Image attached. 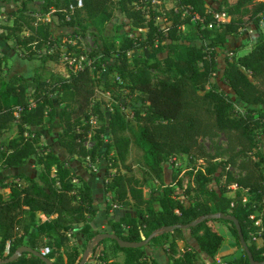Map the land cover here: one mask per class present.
<instances>
[{
  "label": "trees",
  "instance_id": "16d2710c",
  "mask_svg": "<svg viewBox=\"0 0 264 264\" xmlns=\"http://www.w3.org/2000/svg\"><path fill=\"white\" fill-rule=\"evenodd\" d=\"M11 1L17 7L11 12V23H0V39L14 41L28 58L40 53L43 46L54 45L51 22L41 18L52 10L60 26L72 28L73 34L78 33L77 26L83 31L85 23L100 31L95 32L96 48L88 54L94 58L90 65L69 69L67 74H39L33 78L30 94L25 76L2 74L0 57V137L9 134L0 142V166L21 167L33 155L41 166L37 178L17 173L0 180V190H4L0 191V261L18 247L28 246L39 252L49 248L45 256L53 264L79 263L84 250L101 233L90 225L96 215L90 176L71 164L76 159L86 162V157L91 161L104 158L103 193H112L113 200L121 205L131 202L135 207L145 206L136 214L126 211L118 220H108L109 233L119 239L139 242L163 226L185 225L207 214L222 213L238 220L253 260L263 261L264 0H218L212 10H208L206 0H175L171 8L161 6L166 21L163 27L156 23L155 7L151 8L152 1L162 0H83L69 21L65 14L74 0ZM36 1L41 4L34 7ZM189 7L191 14H184ZM114 8L125 16L132 30H145L144 37L118 33L123 24L117 25L113 34H106ZM216 13H225L229 20L217 22ZM194 14L203 22L193 21ZM192 22L202 28L199 43L181 37L182 27ZM210 22L212 28H208ZM245 46L249 51L237 54ZM136 49H142L143 57L130 59L128 53ZM218 49L232 54L224 57L222 77L241 111L216 84H210L218 71ZM58 58L56 50L40 56V61L45 65L57 63ZM104 69L107 92L113 93L117 86L130 96L138 95L139 104H121L138 125L134 142L143 152L149 174L161 178L163 163L173 155H185L194 163L185 174V185L181 179L177 181L189 204L179 198L172 185L164 186L159 195L144 197L147 178L129 173L127 163L132 142L129 118L118 106L109 111L95 99ZM109 73L115 76L114 82L109 81ZM45 125L47 132L58 129L56 142L66 158L51 149L39 155ZM219 136L224 139V148L217 142ZM88 139L95 141L91 148L86 146ZM204 140L210 142L213 151L207 149ZM101 148L105 153L99 155ZM220 177L223 183L217 189L209 187ZM232 186L245 194L237 191L234 197L229 196ZM150 200H155L159 208L149 207ZM215 220L205 219L186 229L198 249L179 251L177 240L183 229L177 228L154 236L138 248L120 247L113 239H103L92 247L85 264H195L199 253L213 258L222 244ZM78 224L82 226L75 229ZM257 238L262 240L260 246ZM105 241L111 242L114 253L122 254L121 261L106 256ZM161 244L167 247V258L149 254L151 245ZM0 264L46 263L34 253L25 252ZM215 264L250 262L243 252Z\"/></svg>",
  "mask_w": 264,
  "mask_h": 264
},
{
  "label": "rangeland",
  "instance_id": "374dc122",
  "mask_svg": "<svg viewBox=\"0 0 264 264\" xmlns=\"http://www.w3.org/2000/svg\"><path fill=\"white\" fill-rule=\"evenodd\" d=\"M229 3H234L236 0H227ZM255 1H262V0H255ZM151 8L155 7L154 10L158 12V15L156 17V23L159 27L166 26V21L163 17V11L161 9V6L163 8H171L175 5V0H162L161 2L153 3ZM218 3V0H206L207 8L208 10H212ZM41 4V2L36 1L33 5L34 7H37ZM157 6V7H156ZM17 7V3L11 0L2 1L0 0V23L6 24L11 23L12 17L11 12L15 10ZM115 15L113 19L108 23L107 29L105 31L106 34H113L115 31V27L117 25L123 24L124 27H120V29L117 31L118 33H124L127 36H141L144 37L145 30H132L130 24L128 23V20L125 18V16L120 13L116 8ZM43 21H50L51 22V28H52V37L55 40L54 45L52 46H43L41 48L40 53L35 55L34 57L28 58L24 56V52L22 49L18 48L15 45V42L12 40H2L0 39V57L3 60V72L5 73H17L20 75H23L27 78L29 82V88L28 93L30 94L34 87V81L33 78H35L39 74H43L45 76H49L50 72L60 73V74H67L70 65L67 63V58H74L76 54H84L88 56L89 53L92 52L94 48H96V30L100 31L97 27L93 26L90 23H85V29L82 31L77 26L76 29H78V33L73 34L72 28H66L60 26V20L58 19V16L53 12V10L41 17ZM121 26V25H120ZM201 27L198 28L195 22H192L189 26H183L181 29V37L185 40H193L195 43H199L201 41ZM262 33L264 35V24L261 26ZM135 31V32H134ZM248 34H252L248 31ZM68 44H70V47H68ZM250 49L249 46L242 47L237 54H244L248 52ZM56 50H59V58L57 63L54 62H47L45 65L41 64L40 56L44 55L47 52H56ZM81 52H77V51ZM231 53L225 52L223 49H218V71L215 75L211 77L210 84H216L217 87L224 92L230 99L234 101L236 110L241 111L242 108L238 101H236L235 96L233 92L230 90V88L225 83L223 77H222V70L224 67V57L227 55L228 57H231ZM144 55L142 49H136L134 51H130L128 53V56L130 59L132 58H142ZM164 54H160V56H163ZM89 57V56H88ZM90 58V57H89ZM94 58H91V62ZM107 75V71L104 69L99 77L101 78V82L99 86L96 89L95 99L103 106L106 104H112V106H118L121 110H125L124 112L127 115L128 120L131 124V131H128V134L131 136L132 142L130 145V153L127 159L128 166L130 168L129 173L134 174L138 178H147V182L143 188V194L145 198H149V196H156L161 194L162 189L166 185H172L176 192L180 195L179 198L184 201L185 204H189V201L187 200V197H183L182 189L178 187V180H182L183 186L186 182V172L194 166V163L191 162L185 155H180L178 157L177 164L169 163L168 161L163 163V172L161 175V178L156 179L151 176L147 170V167L145 165L143 152L141 149L135 144L134 142V131L137 130L138 125L135 124L133 120V116L130 114L129 109L126 105H123L121 103L126 102L125 104H139V98L136 93L132 94L131 96L127 94V91L124 89H120L119 87L115 86L114 92H107L105 90V79L104 76ZM109 81L114 82L115 76L111 73L108 74ZM264 108V105L262 106ZM48 125H45L42 127V131L44 132V136L41 138V145L42 148L39 149V155L43 153L44 150L51 149L53 152L57 153L61 158H66L65 151L60 148L56 142V134L58 132L57 128H53L51 131H46ZM9 134L5 133L0 137V142L7 137ZM12 135V134H11ZM104 141L108 142V135H103ZM217 142L221 144V147L224 148V139L222 136H219L217 138ZM95 143L93 139H88L86 142V146L88 148H91L92 145ZM204 144L207 147L208 150H212V146L208 140H204ZM46 146V147H44ZM105 153V149L101 148L99 150V155H102ZM111 155V152L108 154V156ZM200 164V162H197L196 165ZM76 165L81 168L83 172H86V174H89L90 177H94L96 180L92 184L94 185V192H95V206L101 210L106 211V216L109 217L110 214L116 215V214H122L126 211H129L131 213H135L137 211H143L145 206L140 205L138 207H135L133 203H128L127 205H121L116 203V201L113 200V194L108 193L102 194V191H99L100 184L103 182V176L105 173V161L104 158L102 160L96 159L94 161H91V164L84 162L83 160L76 159ZM41 169V166L37 163V157L31 156L29 157L25 164L21 167H14V168H5L0 166V180L4 178L5 176H11L14 177L17 173H22L25 175V178H37V175ZM235 171V170H233ZM110 172H114L113 170H110ZM24 181V180H23ZM75 183H78L75 181ZM223 183V178L220 177L219 182H211L209 183V187L211 188H218L220 184ZM1 192H4L3 189L0 190ZM238 189L232 186L227 193L229 196L234 197L237 193ZM242 195L245 194L243 190L238 191ZM149 207L153 209H158V203L155 200H150L148 203ZM108 208V209H107ZM113 209V212L112 210ZM101 211H98V213H101ZM101 215V214H100ZM114 215V216H115ZM104 223V221H103ZM214 226L218 230V232L222 236V244L220 248L218 249L217 253L213 258L207 257L203 253H199L196 257L195 264H215V263H221L225 260H229L233 257L239 256L243 254V250L241 248V245L239 243V240L235 237V235L232 232V226L231 223L226 220L217 219L213 221ZM74 236V233H72ZM76 241L78 240L77 237H73ZM257 244L260 246L262 244L261 239H256ZM177 247L179 251L184 250H190V249H198L194 238L191 236L190 232L188 230H183L181 239L177 240ZM104 249L105 254L108 258H113L115 260L121 261L122 260V254L121 253H114L112 249V244L110 241L104 242ZM167 247L164 245H151L148 248L149 254L152 253L155 256H164L167 258ZM87 262V261H86ZM93 262H91L92 264Z\"/></svg>",
  "mask_w": 264,
  "mask_h": 264
},
{
  "label": "water",
  "instance_id": "95a60500",
  "mask_svg": "<svg viewBox=\"0 0 264 264\" xmlns=\"http://www.w3.org/2000/svg\"><path fill=\"white\" fill-rule=\"evenodd\" d=\"M205 219H222V220H227V221L231 222L233 224L236 232H237V236H238V239H239L241 248L246 253V255H247L248 259H249L250 264H264V260L261 261V262H255L253 260L252 255H251V253L249 251L248 245H247V243H246V241H245V239H244V237L242 235L241 228H240V225H239L238 220L234 216L224 215L222 213H211V214H207V215L202 216L199 219H197V220H195L193 222H190L188 224H185V225L163 226L162 228L157 229V230L151 232L145 239H143L142 241H139V242L124 241V240L119 239L118 237H116L115 235H113V234H111L109 232H101V233L97 234L93 238V240L90 242L88 248H86L84 250V252L82 253L81 258H80V261H79L78 264H85L86 261L89 259L90 251H91L92 247L95 244L99 243L103 239H107V238L113 239V240H115L117 242V244L120 247L138 248V247H143V246L147 245L151 241V239L154 236L158 235V234H161V233H164V232H172L174 229H177V228H181L183 230H186L189 227H193V226L197 225L198 223H200L201 221H203ZM25 252H32V253H34L35 255H37L38 257H40L42 260H44L46 264H53L52 262H50L47 259V257L45 255H43L39 251L32 250L28 246L18 247L17 250L10 257H8L7 259H5L3 261H0V263L10 262V261L18 258L21 254H23Z\"/></svg>",
  "mask_w": 264,
  "mask_h": 264
},
{
  "label": "built area",
  "instance_id": "2783aa9c",
  "mask_svg": "<svg viewBox=\"0 0 264 264\" xmlns=\"http://www.w3.org/2000/svg\"><path fill=\"white\" fill-rule=\"evenodd\" d=\"M74 2H75V4L74 5L73 4L70 5V10L68 12H66V14H65V20H67V21H69L71 19V15L74 12V8L81 7L83 5V0H74ZM157 2H159V1H153V3H157ZM191 9H192L191 7L186 8L183 11V13L184 14H191ZM214 17L216 18L217 22H226V21L229 20V17L225 13H216V14H214ZM192 20L193 21H199L201 23L203 22V19L200 18V16L197 15V14L193 15ZM208 28H212V23L211 22L208 24ZM138 30H140V29H138ZM249 32H251V31L249 30ZM129 37H132V36H129ZM66 60H67V63H69V65H70V70H72V71H75V70H78V69H82L85 66L91 64V61H90L91 59L88 56L84 55V54H80L78 56H74V58L68 57ZM105 108H106V110H109V111L113 110V106L110 103L106 104ZM91 123L94 124L95 120L92 119ZM179 156L180 155L171 156L169 158L168 162L176 165ZM85 160H86L87 163L91 164V160H90L89 157H86ZM48 252H49V248H47V247H44V248L40 249V253H42L43 255H46Z\"/></svg>",
  "mask_w": 264,
  "mask_h": 264
},
{
  "label": "crops",
  "instance_id": "0c3cea01",
  "mask_svg": "<svg viewBox=\"0 0 264 264\" xmlns=\"http://www.w3.org/2000/svg\"><path fill=\"white\" fill-rule=\"evenodd\" d=\"M65 153V152H64ZM73 166H76V168H78V170L81 172L82 170H81V168L79 167V166H77L76 165V162L74 161V162H72L71 163ZM81 173H83V171L81 172ZM91 183H93V182H95V178L94 177H90L89 179H88ZM93 185V184H92ZM93 187H94V185H93ZM95 190V189H94ZM99 191L101 192L102 191V194H103V189H102V184H100V188H99ZM94 197H95V192H94ZM94 201H95V198H94ZM94 207L96 208V215L92 218V220H91V222H90V225L92 226V228H94L95 230H97V231H99V232H110V227H109V225H108V220L109 219H114V220H118V218L121 216V215H123L124 213H122V214H114V215H112L111 216V214H110V216L109 217H107L106 216V211H101V210H99L96 206H95V204H94ZM112 210V212H113V209H111ZM98 211H101V213H98ZM101 214V215H100ZM103 221H104V223H103ZM80 226H82V224H78V225H75L74 226V228L75 229H78Z\"/></svg>",
  "mask_w": 264,
  "mask_h": 264
}]
</instances>
